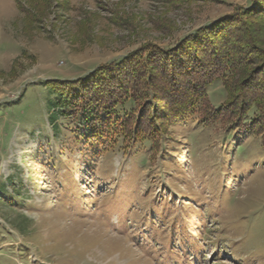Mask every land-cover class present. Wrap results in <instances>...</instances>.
<instances>
[{"label":"rangeland","instance_id":"374dc122","mask_svg":"<svg viewBox=\"0 0 264 264\" xmlns=\"http://www.w3.org/2000/svg\"><path fill=\"white\" fill-rule=\"evenodd\" d=\"M248 5L0 0V264H264V147L252 113L240 123L187 116L153 143L95 149L83 136L91 129L52 127L46 87L149 44L172 48ZM206 92L218 112L221 83Z\"/></svg>","mask_w":264,"mask_h":264},{"label":"trees","instance_id":"16d2710c","mask_svg":"<svg viewBox=\"0 0 264 264\" xmlns=\"http://www.w3.org/2000/svg\"><path fill=\"white\" fill-rule=\"evenodd\" d=\"M218 82L226 98L216 112L206 90ZM46 87L56 96L48 110L52 127L62 120L91 129L83 136L95 149L118 138L153 143L187 116L240 123L251 113L264 147V0H249L172 48L149 44L86 77Z\"/></svg>","mask_w":264,"mask_h":264}]
</instances>
